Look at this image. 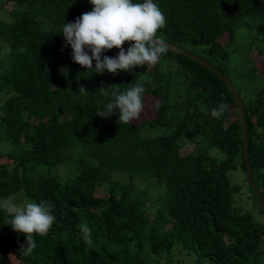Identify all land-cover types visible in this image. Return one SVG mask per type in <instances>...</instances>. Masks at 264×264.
<instances>
[{
  "label": "trees",
  "instance_id": "trees-1",
  "mask_svg": "<svg viewBox=\"0 0 264 264\" xmlns=\"http://www.w3.org/2000/svg\"><path fill=\"white\" fill-rule=\"evenodd\" d=\"M5 1L15 6L12 21L0 17V145L12 144L10 151L0 148V198L23 190L55 221L47 235H34L36 248L25 256L26 236L7 225L10 217L0 209V264H152L177 243L193 250L198 264H259L264 226L236 206L242 187L228 175L239 167L246 172V164L240 112L227 82L170 49L152 68L96 73L74 62L60 34L65 22L91 11L84 0ZM154 2L167 20L157 35L210 62L237 86L250 163L264 196V74L251 51L247 72L232 78L228 48L242 27H256L264 40V0ZM134 82L146 89L143 105L150 95L158 99L153 117L119 124L118 109L97 114L112 99L99 88L111 93L116 84L124 91ZM221 103L228 109L216 119L211 109ZM212 148L226 156H212ZM66 162L73 172L64 182L37 174L43 165ZM116 171L123 174L114 177ZM82 223L91 229L90 243L82 239Z\"/></svg>",
  "mask_w": 264,
  "mask_h": 264
},
{
  "label": "clouds",
  "instance_id": "clouds-1",
  "mask_svg": "<svg viewBox=\"0 0 264 264\" xmlns=\"http://www.w3.org/2000/svg\"><path fill=\"white\" fill-rule=\"evenodd\" d=\"M91 11L82 13L74 22H65L62 34L65 46L70 45L72 59L86 69L103 74L105 70L115 75L118 71H132L137 66H154L161 56L169 51L168 44L157 35L158 30L166 27L167 20L154 0H90ZM129 42L127 50L123 47ZM119 49L115 57L102 55L113 48ZM93 61L95 67L93 68ZM99 90L112 99L97 112L101 117L110 116L118 109V123L129 124L137 119L143 110V94L146 89L141 82H134L121 91L116 84ZM79 91L87 93L84 87ZM228 109L226 103L211 109V116L219 119ZM0 209L10 217L8 224L18 233L26 236L21 253L30 255L36 248L34 235H47L55 217L50 209L31 200L15 202L7 198L0 202ZM82 239L91 242V229L86 224L79 225Z\"/></svg>",
  "mask_w": 264,
  "mask_h": 264
},
{
  "label": "rangeland",
  "instance_id": "rangeland-1",
  "mask_svg": "<svg viewBox=\"0 0 264 264\" xmlns=\"http://www.w3.org/2000/svg\"><path fill=\"white\" fill-rule=\"evenodd\" d=\"M15 4L13 2H6L5 0H0V17H2L6 21H12L11 10L14 8ZM18 7H25L26 5H17ZM260 33L256 27L251 29H247L242 27L238 30V33L234 39V41L228 46L229 50L232 52V57L229 63V67L231 69L230 76L234 77H241L242 75L247 72L248 68L251 65V58L249 56L251 52L252 58H254L255 62L258 64L260 68V73L264 74V66L261 63L263 61L264 53V40L261 39ZM228 39V35L223 38V41ZM262 49V50H260ZM3 50V46L0 43V52ZM151 68L153 66H150ZM238 83V81H237ZM239 85V83H238ZM5 96L0 92V105L3 103ZM157 98L155 96H148L145 104L143 105V110L141 111L139 117L134 119L135 123H139L145 119L153 117L157 112ZM161 132L162 129L156 130V132ZM159 132V133H160ZM11 141H3L0 145V148L3 152L11 150ZM193 148L192 145H189L186 148V152H189ZM210 154L218 159H223L226 154L222 150L218 148H212L210 150ZM73 172V167L71 166L70 162H66L60 164L54 168H49L48 166H41L38 169L37 174L39 175H58L62 181H65L71 173ZM123 173L116 171L114 173V177L116 175H121ZM228 175L235 185H240L242 189L234 194V201L236 206L240 207L245 212H251L253 215L254 221L262 224L264 226V213L260 210V204L254 194V191L250 184L248 183L247 173L243 170V168L239 167L235 170H230ZM128 178L127 175H123ZM141 178V177H140ZM157 182L156 179H152ZM145 185L144 182H141ZM15 202H22L24 200H31L34 199L28 196L23 190L17 192L14 195L9 196ZM9 197H2L0 198V202L4 201ZM161 258L154 259L152 264H166L165 259L162 257H166V260L172 264H198L197 263V256L193 250L186 249L183 247L181 243H177L171 252H164ZM160 260V261H158ZM157 261V262H156ZM264 264V245H263V252L260 257V263Z\"/></svg>",
  "mask_w": 264,
  "mask_h": 264
},
{
  "label": "water",
  "instance_id": "water-1",
  "mask_svg": "<svg viewBox=\"0 0 264 264\" xmlns=\"http://www.w3.org/2000/svg\"><path fill=\"white\" fill-rule=\"evenodd\" d=\"M84 1L89 6V8L92 10L93 5L90 3V0H84ZM164 41L168 44L170 50L175 51V52H177L181 55H184L188 58H191L192 60H194V61L202 64L203 66L207 67L208 69L212 70L214 73L219 75L223 80H225V82H227V84L231 88V90H232V92L236 98L238 108H239V112H240V117H241V123H242V129H243V138H244V158H245V164H246L248 183L252 187L258 202L260 203L262 209L264 210V196L261 193V191H260V189L256 183V180H255V177L253 174V170L251 167V163H250L249 136H248L246 112H245L244 105H243V99L241 97V94H240L237 86L232 82V80L228 76H226L222 71H220L217 67L212 65L210 62L202 59L201 57L195 55L194 53H192V52H190V51H188V50H186V49H184L178 45H175L174 43L168 42L166 40H164Z\"/></svg>",
  "mask_w": 264,
  "mask_h": 264
}]
</instances>
